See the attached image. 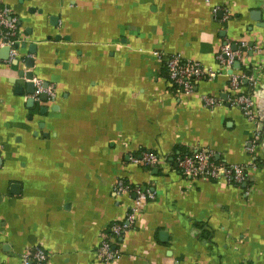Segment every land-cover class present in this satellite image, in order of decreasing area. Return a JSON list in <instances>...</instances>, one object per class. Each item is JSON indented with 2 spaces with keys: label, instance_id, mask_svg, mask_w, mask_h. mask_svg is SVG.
Segmentation results:
<instances>
[{
  "label": "crops",
  "instance_id": "0c3cea01",
  "mask_svg": "<svg viewBox=\"0 0 264 264\" xmlns=\"http://www.w3.org/2000/svg\"><path fill=\"white\" fill-rule=\"evenodd\" d=\"M0 6L18 19L21 38L16 59L0 56V264H20L37 247L45 264H106L98 249L133 203L132 195L115 194L119 180L155 198L131 230L112 238L119 259L110 264H264V0ZM242 42L248 49L238 71L254 79L243 92L258 127L228 103L225 75L195 83L185 96L165 67L180 56L218 71L222 45ZM255 46L260 53L250 51ZM29 59L33 68L25 69ZM20 71L52 87L54 98L28 104L34 94ZM202 96L221 104L207 108ZM202 149L215 162L246 167L247 181L183 178L176 157ZM144 152L166 164L130 162Z\"/></svg>",
  "mask_w": 264,
  "mask_h": 264
},
{
  "label": "built area",
  "instance_id": "2783aa9c",
  "mask_svg": "<svg viewBox=\"0 0 264 264\" xmlns=\"http://www.w3.org/2000/svg\"><path fill=\"white\" fill-rule=\"evenodd\" d=\"M19 29L18 19L13 15L11 9L6 6H0V48H10L9 57L11 59L18 57L15 46H19L21 40ZM233 46V44L225 43L220 48L216 55L218 71L207 69L197 62L183 61L180 56L170 57L165 63L168 79L177 92L190 96L193 94L195 83L213 80L217 76L225 75L228 80V88L232 93L228 98V103L231 106L240 108L246 119L258 127L259 122L254 113V101L249 93L243 92L244 81L250 83L252 87L254 79L245 77L238 71L239 68H234L236 63L243 61L248 48L243 42L235 45V50ZM261 50L260 46H255L250 51L260 53ZM154 54L159 57L157 53ZM32 81L35 86L34 100L38 101L41 94H45L48 99L54 98L55 92L52 87H44V83L35 78ZM201 99L207 108L213 109L221 104L219 99L210 96H202ZM256 144L257 134L248 143L247 151L252 152ZM129 160L132 164L151 169H159L166 164L164 159L150 152H144L139 157H130ZM175 165L183 178L193 181H214L231 186H240L248 179L246 167L215 162L213 154L204 149L196 150L190 154L178 155L175 159ZM114 192L118 196L132 195L133 203L125 220L111 226V238L104 240L98 249L99 259L106 264L116 262L119 259L118 252L113 249L111 244L112 238L122 237L131 230L142 207L155 198L154 193L148 188L128 184L124 180H119L116 183ZM20 260V264H45L47 255L43 249L37 247L24 252Z\"/></svg>",
  "mask_w": 264,
  "mask_h": 264
},
{
  "label": "water",
  "instance_id": "95a60500",
  "mask_svg": "<svg viewBox=\"0 0 264 264\" xmlns=\"http://www.w3.org/2000/svg\"><path fill=\"white\" fill-rule=\"evenodd\" d=\"M18 47H19V46H15L16 49H18ZM233 49H234V50L236 49L235 46H233ZM29 51H30V53H31L32 55L35 54V53H36V45H30V47H29ZM8 54H10V48L5 47L4 49L0 50V56H1V58H3L4 60H6V59L9 57ZM13 64H14V65H17V62L14 61ZM33 64H34L33 59H29V60H27L26 65H25V69H31V68H33ZM234 68H236V69L240 68V63H236V64L234 65ZM229 74H230V73H229ZM33 76H34L33 73H32V72H29V71L26 72V73H25L24 71H20V72L18 73V78L21 80L20 82H24V80L28 81L27 83H25V85L27 86V88H31V90H28V91H29L28 94L31 95V96L35 93V86H34V84L32 83ZM46 86H48V85H47V84H44V87H46ZM39 98H40L42 101L47 100V96H46L45 94H41V95L39 96ZM33 101H34V100H33L32 97L29 98V99H28V104L32 103Z\"/></svg>",
  "mask_w": 264,
  "mask_h": 264
}]
</instances>
